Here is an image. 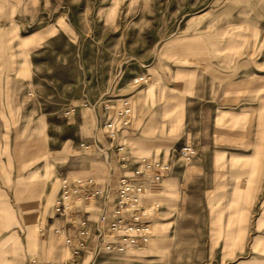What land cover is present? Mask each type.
I'll list each match as a JSON object with an SVG mask.
<instances>
[{
  "label": "crops",
  "instance_id": "obj_1",
  "mask_svg": "<svg viewBox=\"0 0 264 264\" xmlns=\"http://www.w3.org/2000/svg\"><path fill=\"white\" fill-rule=\"evenodd\" d=\"M44 3L0 0V264H28L31 258L62 264L70 256L65 237L77 227L55 212L61 179L93 177L107 187L111 197L125 172L99 128L112 117L111 112L83 105L87 111L78 109L77 132L73 122L59 121L57 106L65 101L58 98L57 67L45 60L51 59L52 51L43 48V43L56 38L57 29L51 24L43 27ZM240 37V46L235 48L227 41L216 52L200 50L193 56L183 52L178 56L175 79L170 78L171 62L160 61L146 69L150 82L161 81V89L142 87L149 82L134 86L136 76L131 81L130 77L117 81L116 76L113 92L97 100L117 94L106 100L118 106L127 98L132 105V124L119 137L131 155L127 172L148 154L169 164L161 181L143 178L145 201H162L154 236L145 248L161 257L170 249L193 250L191 256L183 255L180 264H202V243L176 242L168 236L175 223L172 219L179 217L174 202L197 201L195 186L203 188L201 201L215 195L216 201L229 202L235 200L230 196L240 195L237 200L246 202L264 192V49L258 48L264 41V28L248 24ZM174 103L179 105L172 117L165 119L163 112H157L159 104L164 108ZM138 118L144 123L177 121L178 131L158 142L153 133L144 132ZM93 125L95 135L90 132ZM83 141L95 143L103 155L82 151L90 149ZM184 144L198 150L191 162L174 152ZM73 149L81 153H69ZM102 164L107 165L106 173ZM73 206L89 216L96 231L101 216L109 215L114 203L105 206L101 198L89 201L75 196ZM220 217H234V213L226 209ZM257 217L256 240L249 248L252 256L241 264H264V209ZM225 233L230 234L228 229ZM206 249L210 264H234L233 243L227 238L212 239ZM90 253L89 249L84 254L83 264L90 260Z\"/></svg>",
  "mask_w": 264,
  "mask_h": 264
},
{
  "label": "rangeland",
  "instance_id": "obj_2",
  "mask_svg": "<svg viewBox=\"0 0 264 264\" xmlns=\"http://www.w3.org/2000/svg\"><path fill=\"white\" fill-rule=\"evenodd\" d=\"M46 2L41 10L42 25L46 28L50 24L51 27H56L57 36L43 43V48L52 51L51 59L48 57L45 60L49 64L51 60V65L57 67L58 98L59 102L62 99L65 101L57 106L59 121L73 122L75 132V123L81 120L78 109L87 111L83 106L85 102L95 103L101 94L113 92L115 88L112 83L116 76L117 81L128 77L131 81L134 76L145 75L146 69L154 67L158 62L168 61L171 62L170 78L175 79L178 56L183 55V52H186V56H193V52L200 50L216 52L227 41L235 48L240 46L238 41L241 40L240 35L246 25L264 28V0ZM258 48L264 49V41H260ZM156 82H150L149 79L148 85L142 87L151 85L161 89V81ZM170 83L175 85L176 81L172 80ZM65 85L67 89L64 88ZM116 95L108 94L105 99L116 98ZM152 95L156 97L154 90ZM178 105L174 103L162 108L159 104L157 112H163L164 118L168 119L178 112ZM69 107H74L76 114L65 116L64 112ZM138 124L144 125L145 133L157 136L158 142H162V136L178 131L177 121L144 123L138 118ZM90 132L95 135L94 125ZM83 142L90 149L82 148V151H95L103 155L95 143ZM71 152L81 153L76 149L69 151ZM145 158L159 160L149 154ZM102 165L103 173H106L107 165ZM202 189L201 186L194 187V198L197 201L184 198L181 202L173 203V209L178 212L179 217L172 219L175 223L168 236L181 243L201 242L202 264H210L206 249L209 241H226L227 238L233 243L234 264H241L243 259L250 257L249 248L253 247L252 243L256 240L259 221L257 215L264 209V192L250 196L255 198L246 202L237 200L240 195L230 196L235 200L229 202L216 201L215 195L207 201H201ZM226 209L228 212L232 211L234 217H220L221 211ZM226 229L230 234L226 235ZM193 252L170 249L161 257L152 254L145 247L132 246L126 252L104 251L94 264H180L184 254L191 256Z\"/></svg>",
  "mask_w": 264,
  "mask_h": 264
},
{
  "label": "built area",
  "instance_id": "obj_3",
  "mask_svg": "<svg viewBox=\"0 0 264 264\" xmlns=\"http://www.w3.org/2000/svg\"><path fill=\"white\" fill-rule=\"evenodd\" d=\"M149 77L140 75L133 78V85L147 84ZM90 108L102 107L112 113L99 128L104 137L109 140L114 150V157L121 168L125 170L114 188L110 197L107 187L93 177H79L70 179L67 176L61 179V193L57 199L55 212L76 225L74 234L66 235L65 241L70 248V256L62 264H83L84 254L90 249V260L87 264H94L98 256L104 251H127L132 246L145 247L154 236V221L162 203L159 201L146 202L144 195L146 187L143 178L152 177L161 181L169 171V164L162 161L142 158L137 167L127 172L131 155L125 143L119 141L122 129L132 124L133 108L129 99H122L120 105L115 106L109 100L101 98L95 103L85 102ZM75 113L74 107H69L65 116ZM85 148H89L85 145ZM186 162H191L198 154L192 144H184L174 151ZM77 196L84 200L103 199L106 206L109 202L114 207L109 215L101 216L102 224L93 231L89 216L81 214L73 206V198ZM109 220V221H108ZM92 241L94 244L92 245ZM28 264H61L56 261L42 263L37 258H31Z\"/></svg>",
  "mask_w": 264,
  "mask_h": 264
}]
</instances>
